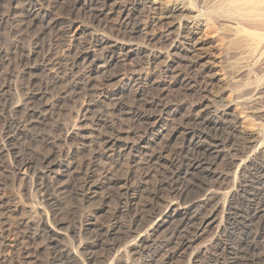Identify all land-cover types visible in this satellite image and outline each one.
<instances>
[{"label": "rangeland", "instance_id": "1", "mask_svg": "<svg viewBox=\"0 0 264 264\" xmlns=\"http://www.w3.org/2000/svg\"><path fill=\"white\" fill-rule=\"evenodd\" d=\"M16 1L0 0V51H1L0 52V67H1V69H0V74H1L0 75V83L5 84L6 86H8V85L11 86V88L8 87L10 91L7 89L8 93H6V97L9 96L7 98L9 100L8 101V107H14L17 103L18 104L16 105L17 108L14 109L15 113H12L11 115L9 114V117L12 116V119H14L15 121H18V119H19L18 122L20 123L21 127H19L20 129L18 131L26 128V129H24L25 130L24 133L28 134V136L27 135L25 136L24 133L20 134L22 132H19V134L15 136V134H17L14 132L16 130L15 125L11 126L13 129L9 125V127L6 129L7 131L5 130V133H4L5 135L15 136L14 137L15 140L13 139L12 142L7 143V147L10 148V149L7 148V150L9 152L11 150H12L11 152H13V151L14 152L7 155V157L5 158V163H0V165H1V168H0V174H1V176H0V182H1L0 183V264H17V263L19 264V262H18L19 260L17 259V257H15L16 250L13 247L15 245V235L17 234L16 231H17L18 225L24 218L27 219V221L29 219L28 222H30V224L33 225L30 230L21 229V232L28 231L31 233V236H30L31 239H25V240H22V242H20V243H22V245H20V246L26 247V245H27L26 248L29 249V247H30V250H31V254H30L31 259L28 261L24 259L23 260L24 264H29V263L30 264L31 263L32 264H68V263L69 264H74V263L76 264L79 261H80L79 262L80 264H84L81 261H84L87 258V256H88L87 254H90L91 256L93 255L92 256L93 258L96 257L95 258L96 263L94 262V264H108V263L109 264H120L121 262H123L125 264V259L127 258L126 255H128V253H127L128 247H129V245L134 243L135 240H133L131 237H129V235L127 233V229L124 230L123 227H125V226L128 227V225L130 224L129 222H131L130 220L133 218V216L135 215L134 213H136L137 211L138 212L141 211L139 213V214H141V216L144 213L147 214V215L144 214L143 217L140 216L138 218L140 219L139 223L144 222V225L147 227V224H148V227L141 229L144 227V225L138 223L139 224V226H138V224H137L138 229H141V230H138V232L141 231L140 233L146 234V231L151 226L152 218L156 217V215H158L157 213L161 209H165L169 203H176L178 206H181V207L184 206V208L186 206H190L193 211H196V209H197V212H199V214L201 213L202 216L205 213L209 214L211 211L209 208H211V207L214 208L215 206L219 205L220 201H221L220 205H222V202L224 203V201H223L224 198L221 196L227 190L228 187L233 186L232 178H234V176H235L236 168L234 167V169H233V167L231 166L230 163L232 162V159H235L238 156L236 154V151H234L233 149L235 148V146H236L235 149H237V146L240 145L239 141H236V139H233V138L228 136V129H226L225 126H227L229 124V122H225V124L222 125V127H213V126H208V125H202L198 122L194 123L193 121H189L190 125L192 124L191 126L190 125L187 126V125H185V123L183 124L185 128H196L197 131L199 130L198 132H202L203 134L205 133L204 134L205 138L206 137L207 138L204 139V140H206L204 142H206L205 143L206 145H208V142H211L213 144V140L221 141L223 139V141H224L223 146L218 147V148H213L211 143H209V145H211L210 147L194 148L191 145L190 138L187 137L186 135L181 134L182 131L180 130V132L174 138H172L171 141L166 144V146L164 144L166 149L164 148L163 145H160V147L157 150L154 149V152L156 154H160L163 152V158L166 160H162V161L161 160L160 161L153 160L151 162L150 160L145 159L146 157L144 155H141V156L138 155L139 157H137V159L139 158L138 161L139 162L141 161V162H140V164L134 165V164H131L130 162H128V160L126 161V159H128L127 158L128 156L126 157V155H123L122 157H126V158H124V159L122 158V160L120 161V164H119V161H117V159H115L117 161V163L115 160L110 161L109 160L110 157L105 155L106 150L103 149L102 147H100L101 146L100 145L101 142L99 141L100 138L101 137H109V136L116 137V135H117L116 131H124V132L128 131L127 129L130 128V123L128 120H124V119L122 120V118H121L122 121H119L120 118L117 117L116 114H112V117H113L112 118L110 116L111 115L110 112L109 113L105 112V109L108 108L107 104H101L99 108L98 107L93 108V109L91 108L89 112L87 111L86 108L89 105L88 103L94 102L95 99H96V101H98L100 99L99 96H101L99 94H101V92L104 89H106L107 86L105 87L103 85V83L99 82V80H98L96 85L94 84V86H92L94 89L93 90L94 92H91L89 90L87 91V89H85V87H84V82L81 78L82 77L81 73L83 72L82 67L79 68L81 70H79V69L72 70L71 65H70V64H72V61L69 60V58L72 59V57H73L72 55H74V51H76L77 48H80V49L83 48L82 50H84V49L86 50V46H87L86 44L89 40V35H90V34H88V35H86V34L89 32L90 33L91 32L101 33V31L99 32L98 30H102L104 27H99V25L100 26L103 25L105 23V21H103V23H101V24H99L97 22H94V24H93V22H92L93 20H91V18H90V8L94 9V6L92 7L91 5L88 6V8H83L79 12L76 11L72 14V13H70L71 11L69 12L70 9L68 8V4H62V2L59 3L60 1L56 2L57 0H55V1L53 0L55 3L54 2L52 3V0H51V3H52V4H50L51 6H49V4H47V3L45 4V2H42V1L39 2V0H38V2H37V0H33L32 1L33 3L29 2L28 0H23V1L18 0L17 2ZM34 1H36V2H34ZM162 1H164V2L169 1L170 2L172 0H162ZM214 1L211 0L209 3L207 1V3H208V5L206 3L207 7H209V6L212 7L213 6L212 3H214ZM216 1L217 2H215V4L218 3V0H216ZM10 3H12V4L10 5ZM35 3L37 4V8H40L41 6L44 7L46 5V7H44V9L48 10L50 7L51 9L47 11L48 15H50V16L45 17L46 19L45 18L44 19H41V18L35 19L33 17H30L29 14L27 13L26 9L27 8L29 9L30 5L35 4ZM39 3H40V5H39ZM56 3L58 4V6ZM10 7H13V8H10ZM86 9L89 11V13H88V11H86ZM25 11H26V13H25ZM50 11H53V12L51 13ZM7 12H9L11 15ZM19 12L24 13V14H20ZM2 15H4V16H2ZM21 15H23V16L21 17ZM68 15L69 16L71 15L72 18H70V17L68 18ZM78 15L80 17H78ZM74 16L76 18L78 17L77 18L78 22H75L77 20ZM2 17L5 18L4 21H1ZM48 17H50V18H48ZM49 19L51 20V22ZM33 20H34V23H33ZM45 20H46V22H45ZM53 20H55L56 22L59 20L58 22H61L64 24H58V25L53 24L55 22ZM109 20H111V22L109 21V25H107V27L109 28V29H107L108 33L110 32L111 34L112 33L114 34L115 31L112 30L113 27H111V26H113L112 24L114 23V21H113V19H109ZM43 21H44V23H43ZM47 21L50 23V25L47 24L48 23ZM70 21L73 22L74 25L72 26L73 28L70 30V32L66 33L67 34V36H66V34L63 33L64 28H62V27H64L68 23H70ZM91 22L93 25L91 24ZM28 25H29V27H28ZM42 25H44V26H42ZM61 25H64V26H61ZM89 25H91V26H89ZM87 26H89V27H87ZM95 26H97L96 29H95ZM91 27H93V28H91ZM82 28L88 29V32L85 33V35H84L85 38L83 37V35H81V37H82L80 39L81 42L80 41L78 42L77 41L78 37L76 35H77L78 31H80ZM61 29H63V30H61ZM217 29H218V26H216V24H210L209 30H207L209 33L207 32V35L209 36L210 41L213 42L212 45L215 49L214 50L213 47H211L212 49L210 48V51L213 50V53H215V55L219 54L218 57L219 56L221 57L222 51L227 46L225 44H228V39L223 37V35L219 34ZM73 37L76 40H74ZM62 38H64V39L62 40ZM86 39H88V40H86ZM73 41H75V43ZM73 43H74V46H73ZM50 44L52 45V47L54 49L51 50L52 47ZM83 45H86V46L84 47ZM32 47H33V49H32ZM30 49L34 50V52L31 51ZM80 49H78V50H80ZM28 50H29V52L30 51L32 52L31 55H28L29 54ZM49 50H50V52H49ZM70 51L72 52V55H71ZM232 53H235V55ZM229 54H232V55H230L231 57L230 56L228 57L229 59L227 58L228 61L229 60H230V62L236 61L240 68L245 66V61L243 60L244 55H241V54L239 55L236 52H233L231 50H229ZM67 55H69L70 57H68ZM66 56H67V58H66ZM1 57H3V58H1ZM30 57L32 59H30ZM62 57L65 59H63ZM136 57L137 58H135L134 62H136L137 60L138 61L142 60V59L141 60L139 59V57L142 58L141 55L139 57L138 56H136ZM215 57L218 58L217 56H215ZM62 60H64V61H62ZM67 61H69L71 63L69 64V62H67ZM52 62H53V64L51 65ZM42 63H44L45 65ZM63 64L66 66H64ZM120 64L121 63L114 64L112 67H114L115 70L113 71L112 70L113 68L110 67V69H108V73L109 74H113V73L114 74L115 73L122 74L124 71L127 72L128 68L130 66H128V65L124 66L125 64L124 65L123 64L120 65ZM54 65H56V66H54ZM45 66H46V68H45ZM115 66H118V67H115ZM41 67H42V70H41ZM58 67L59 68L61 67V69H59ZM30 68H31V70H30ZM68 68L74 72L71 73V71ZM122 68H124V69H122ZM1 70H2V73H1ZM120 70H122V71H120ZM77 71L79 72V74ZM119 71L122 73H119ZM67 72H68V74L69 73L70 74L67 75ZM224 72H225L224 70L220 71L221 75H222V73L224 74ZM256 72L260 73V71H252L253 74L248 73V72L245 73V75L240 80L241 84H240L239 88L237 87V89L235 88V90L233 88L232 90H230L229 92L226 93L225 97L233 96L234 95L233 93H239V94L243 93V95H245V98H248V99L250 98L251 100H254L256 103H258L259 108H262V107L264 108V103H263L264 100L260 99L263 95L259 94L256 97H253L252 91H254L255 88L258 87L259 84L264 83V81H260L259 83H257L260 80L261 75L259 73L257 74ZM247 74H249V75H247ZM62 76L64 78L60 79ZM73 78H74L75 82H74ZM76 79H77V81H76ZM53 80L55 82H53ZM64 80L68 84L66 82H64ZM80 80H82V81H80ZM52 82L55 84H53ZM81 82H82V84H81ZM51 84H53V85H51ZM56 86H57V89L55 88ZM97 86H99L100 88L102 87L101 90H100V88L96 89ZM45 87H46V89H45ZM63 87H65V88H63ZM81 87H83V88H81ZM80 89H83V90H80ZM59 90H60V92H59ZM75 90L77 93H76V95L73 96L72 94L74 93ZM80 91L82 93H79ZM215 91H217V88L215 89ZM32 93H34V94H32ZM91 94H94V95L96 94L95 95L96 97L94 95H93L94 97L91 96ZM28 95H30V96H28ZM127 95H126V98L123 97V101L126 105L130 106L133 104L134 99L132 98L131 93L130 94L127 93ZM33 96H34V98H32ZM43 97H45V98H43ZM84 98H86L87 100H85ZM77 99H79V100H77ZM183 99H185V98L182 97V99H181V97H180V100H183ZM186 99H191V98H186ZM40 100H43L42 103ZM71 100L76 101V102H73ZM46 101L49 104H47ZM59 101H60V103H59ZM79 101H80V103H79ZM188 101H191V100H188ZM85 102H86V104H85ZM22 104H24V106ZM102 105H105V106L101 108ZM81 107H82V109H81ZM28 108H30L31 110L27 111ZM25 109H27V110H25ZM32 109L36 110V111H33ZM40 109L43 111H41ZM96 110H98V112ZM40 111H41V113H40ZM86 111H87V113H86ZM4 112L5 111L3 110V108L0 107V126H2L5 123V119L3 116H5L6 114ZM34 112H35V114L31 115V113H34ZM94 112L96 114H101V115L104 114L102 119L105 120L106 122L110 123V124L115 119L116 120L118 119L116 121L117 123L114 126L115 131L114 130L111 131V129L108 130V128H106L105 126H103L100 123L99 124L98 123H92L91 120L94 116L93 114H95ZM23 113H25L26 115ZM84 113L87 114L86 118L88 119V122L86 123L87 125H85L87 127L83 126L84 130H82V131H86V133H87L86 136L88 139H85V140L83 138H81V139L78 138L77 135L75 134V132L77 130H79V125L83 124V123L82 124L80 123L81 120L79 119V116L84 115ZM38 114H39V116H38ZM238 114H240L241 117H244V113L242 114L241 110L238 111ZM33 115H35V116H33ZM106 115H109V117L108 116L106 117ZM25 116H27V117H25ZM40 116H42L41 119H39ZM20 117L23 120H20ZM43 119H45V120H43ZM77 119H78V122H77ZM109 119H112V120H109ZM243 119H240L241 120L240 122L245 121L243 123V125H245V123H246L245 126L247 128L249 127L248 129H250V128L254 129L256 127V126L254 127V125L259 124V127L264 132V116L261 119H258L257 121H255V120L253 121L251 119H246V118H243ZM29 120H32V123ZM22 122L24 123V125ZM21 123L23 126L21 125ZM89 123H90V125H89ZM40 124H42V125H40ZM119 124H121V125H119ZM177 124H179V122ZM28 125H29V127H28ZM88 126L89 127L91 126V127L88 128ZM75 127H78V128L75 129ZM93 127H97L98 130H97V128H93ZM30 128H32V129H30ZM172 128H171V130H172ZM81 129H83V128H81ZM12 130H13V132H12ZM99 130H102L103 132H101ZM68 131H69V134H66V133H68ZM104 131H106V132H104ZM96 132H98V133L96 134ZM70 133H71V135H70ZM101 133H104L105 135L107 134L109 136H107V135L105 136L104 134H102V136H101ZM29 136L30 137L33 136L32 137L33 139H30ZM49 136L51 138H48ZM64 136H65V138H64ZM177 136H179V137H177ZM74 137L76 139L78 138L80 140H78V139L76 140ZM184 137L186 138V141H184L185 140ZM208 137L210 138V140ZM212 137H213V139H212ZM91 139H92V141L89 142V140H91ZM130 139H132V140H130ZM135 139L137 140V138H135V137H134V139H133V137H130L129 138L130 141L128 140V142L134 143L136 141ZM63 140L66 142H64ZM227 140H230V141L227 142ZM231 140H235L234 143H233V141L231 142ZM53 141H55V142H53ZM60 141H62V142H60ZM75 141H77L79 143H74ZM56 142H58V143H56ZM99 142H100V144H99ZM87 144H89V146ZM86 146H87V148H86ZM52 147L53 148L56 147V148L53 149ZM74 147H76V148L74 149ZM88 147H89V150H88ZM49 148H51V149H49ZM161 148H162V150H161ZM189 148L190 149L192 148L191 151H189ZM238 148H240V146ZM69 149L71 150V152L73 154L71 152H69ZM227 149H229V150H227ZM57 150H59V151H57ZM99 150H100V152L95 153L96 151H99ZM206 150H207V152H206ZM217 150H219V151H217ZM173 151H174V153H171ZM219 152H221V153H219ZM225 152H226V154H225ZM56 153H58V155ZM84 153H85V155H83L84 156L83 157L82 154H84ZM232 153H234V154H232ZM45 154H48V155H45ZM101 154H103L105 157L104 156L102 157ZM164 154H165L166 158H165ZM167 154H169V155H167ZM170 154L172 157L170 156ZM15 155H16V158H15ZM60 155H62V156H60ZM92 155H93V157H92ZM96 155L99 156V158ZM234 155H235V157H234ZM9 156H11L10 159L8 158ZM49 156L52 157V159L56 158L55 160H58V158H59L58 162L62 164L60 168L57 167L59 170L56 169L50 175L47 174L48 172H47V169L45 168L46 163L42 162L46 157H49ZM64 156H65V158H64ZM80 156H82V157H80ZM89 156H91V157L89 158ZM169 156H170V158H168ZM227 156H228V158H227ZM68 157H69V159H68ZM77 157H79V158H77ZM27 158H29V159H27ZM39 158H40L41 162L38 160ZM73 158L75 160V162L73 160V163H74V167H72L73 172H71V174H69V173L67 174L66 172H64V170H65L64 167L66 166L65 164H68V161L72 160ZM97 158H98V160H97ZM102 158L104 159V161ZM141 158H142V160H141ZM143 158L145 161L143 160ZM197 158L198 159L201 158L200 159L201 160L200 165L197 167V169H191L187 172V169L189 168L190 164L192 162H194V159H195V161H197L198 160ZM12 159H13V161H12ZM26 159L31 160L33 165H32V170L29 171V173H30L29 177L25 178L26 180L25 179L23 180L22 178L24 176L21 174H16L15 169H16L18 163L20 164V162H26L27 161ZM84 159H86V160H84ZM90 159H93L92 162L96 164V167L98 165L97 168H95V167L92 168V171L93 170L94 171L91 172V177L94 180H99V178L101 177L100 181L102 182V183L100 182L101 185L99 186L100 188L97 189V192H95V194H92V195H90L91 192L89 190H86V189H88L87 188L88 184L84 185V184H86L84 182L85 181V175L83 172L84 170L82 169V166H81L82 162H85V161L88 162V160H90ZM167 159H169L168 163H167ZM190 159H191V161H190ZM179 160H180V162H179ZM38 161H39V163H38ZM96 161H98V162H96ZM155 161L157 162L156 164H155ZM9 162L11 164H9ZM15 162H17V164H15ZM65 162H67V163H65ZM99 162H100V164L101 163L107 164V165L104 164L106 167H104L103 164H101L102 166L100 164H98ZM143 162H145V163L149 162V163L147 165V163L145 164ZM76 163L78 166L76 165ZM259 163L260 162H258V165H260ZM121 164L125 168L122 167ZM123 164H125V165H123ZM127 164L130 165V166L128 165L129 166L128 168H126ZM150 164H152V165H150ZM115 166L117 168H115ZM142 166H145V167H142ZM109 167L112 169H110ZM73 168H75V169H73ZM100 168H102L101 171H103L104 175L102 172L97 170V169L100 170ZM119 168H121V169H119ZM129 168H131L130 172H129ZM34 169H36V170H34ZM124 169H125V173L129 172V174H127V173L125 174ZM139 169L142 172L144 170V172L142 173ZM145 169H147V170H145ZM257 169H258V167H256V166H250L249 168L247 167L246 169H243L244 171L242 170L239 173V175L237 176L238 177V184L237 185L241 186L242 190L239 191V193H236V196H234L233 200H231L230 210H228L225 215H221V218H222V216H224L223 218L225 219V220L223 219L224 222L222 223L223 224L222 229H220L218 231L216 228V225H215V227H212V229H210L206 233V235L203 237L202 241H200L201 243L199 242L198 244L194 245L187 252H185V253L183 252L180 255V257L178 256L177 258L172 259L173 261L169 260L170 262L168 261L167 264H189V261H188L189 255L194 251V247H196L197 245H201V246L205 245V246H203V248H207V249H206L205 255L202 258H199L198 260H196V262L194 264H228L230 261H231L230 264H232V258L233 257L241 258V256H245L244 257L245 260L243 258L244 262L248 261L247 259L252 261V259H250L249 255H251L252 257L255 256V258H256L255 264L261 263V261L259 260V248L262 244L263 238L261 236L262 234L260 235L259 234L260 232L258 231V229L260 230V225L258 222L259 220H254V222H252L253 224H251V226L249 228V232H251L250 234L247 235V232L244 228L246 225H248V223H246V220H248L247 218H249V215L253 213L252 209L250 210L251 206L249 205V203L251 202L253 204H256L258 202V199L260 197V190H261V188H259V186L262 187V185H263L262 183L264 182V179H262V180L260 179V178H262V176H261L262 173L258 172L260 170L259 169L257 170ZM9 170H11V171H9ZM61 170H62V172H61ZM117 170H121L122 173L120 171L119 175H117L118 174ZM58 171H60V172H58ZM145 171L150 172V174L147 173V175H145L146 174ZM2 172H3V174H2ZM12 172H13V174H11ZM36 172H38V174H36ZM110 172H111V174H110ZM115 172H117V173L115 175H113ZM64 173L69 178L67 176L65 177ZM92 173H93V175H92ZM121 174H123V176ZM141 174H143V176ZM12 175H15L17 177L12 176ZM34 175L36 177H34ZM83 175H84V178L82 177ZM112 175L114 177H112ZM54 176H55V179H54ZM117 176H119V177H117ZM227 176H228V178H227ZM12 177H15V178L12 179ZM31 177H32V180H31ZM97 177H99V178H97ZM115 177L116 178H120V177L122 178L123 177V179H128V184L132 187L133 194H134V196H136V204L134 207H132L134 209L130 208V205H131L130 203H132L130 201L131 199L129 200L127 198V196L124 195L125 191L122 190L121 187L119 188V186H121V185H115V183L113 182L114 180H116ZM218 177L219 178L221 177V178L219 179ZM34 178H35V182H34ZM49 178H50V180H49ZM52 178H53V180H52ZM223 178H224L225 182L223 181ZM56 179H57V181H56ZM81 179H83V180H81ZM93 179H91V180H93ZM257 179L261 182H259ZM4 180H6V181H4ZM27 180L32 181V182H28ZM142 180H144V181H142ZM226 180H227V182H226ZM22 181H24L25 183ZM103 181H104V183H103ZM137 181H139V182H137ZM141 181H142V183H141ZM48 182L51 184L50 185L51 187L49 186ZM22 183L24 186L22 185ZM26 183L28 184V187L26 186L27 185ZM33 183H36V185ZM82 184H83V186H82ZM138 184L141 185V187H139ZM53 186H54V189H53ZM57 186H59V190H58ZM79 187H80V189H82L84 187V189H82V191H81L79 189ZM120 189L122 192L118 191ZM179 189H181V190H179ZM182 189H183V191H182ZM47 190H49V191H47ZM177 190L179 191V193H177ZM77 191H78V193H77ZM181 192H183V194ZM84 194H85V196H84ZM86 194L89 195V197H91L92 199L91 198L89 199ZM180 194H181V196H180ZM211 196H212V198H211ZM22 197H24V198H22ZM47 197H49V200H47L48 199ZM130 197H132V195ZM85 198H87V199H85ZM206 198H211V199H214L215 201L213 202V200L209 199V201L207 202L208 199H206ZM37 199H39L40 201L39 200L37 201ZM43 199H45V200H43ZM42 201H44V202H42ZM36 202L38 205L36 204ZM206 202L208 203L207 205H206ZM210 202L213 205L210 204ZM195 203H196V205H195ZM199 203L202 205H200ZM25 204H27V205H25ZM183 204H186V205H183ZM32 205H33V207H32ZM126 205L129 206V209H128V206H126ZM149 205L150 206L152 205V206L150 207ZM28 206H30V207L28 208ZM138 206H140V207H138ZM146 206H147V208H146ZM163 206L165 208H163ZM21 207H23V209ZM248 207H250V208L248 209ZM34 208L38 209V210H43V211L46 210V213H49L51 210L52 211L54 210L55 216H53V218L56 216L58 218V219L55 218V221L59 220L62 223H64L63 230L61 231L64 234V237L63 238L57 237L55 240H52V239H48L49 237L46 236L44 233L43 234L45 235V237H43V235H41L42 234L41 228L37 226L39 224V222H38V220H39L38 216L39 215H37L36 212L30 211ZM138 208H139V210H138ZM14 209L20 210L22 215L20 213L16 214V215L15 214L12 215L8 212V211H12ZM56 209H58V210H56ZM144 209H147L149 212L147 213V211ZM157 209L158 210L160 209V210L158 211ZM153 211H154V215H153ZM93 212H94V214L96 213L95 214L96 216L93 214ZM33 213L35 214V216H33L34 215ZM149 213H152V214H149ZM207 214H205V215H207ZM7 215L10 216L11 218H9ZM87 215H89V216H87ZM201 215H199V217ZM21 216H22V218H21ZM34 217H35V219H34ZM8 218H9V220H8ZM188 218H190V217H188ZM188 218H183V219H185V220H183L182 218L180 219V217H179L177 219V221H174L169 226H167L164 232L161 231L160 235L158 233L156 235L157 237L154 236V237L150 238V240H152V241H150V244H149L150 247L148 245H146V249L143 252H141V251L139 252L141 254L137 253L136 255L132 256L133 258L130 257L132 260H131V263H129V264H134V262H139V261L146 263V264H151V262L153 260L159 261L162 257L164 258V255H165V257H167L168 254H172V252L175 251V249H176V248L174 249V247L177 246V243H179V241L182 238L191 237L192 234L194 233L195 229L199 226V224H197V223H199L198 221L192 222V220H190ZM82 219H83V221H82ZM33 221H34V223H31ZM82 222H83V224H82ZM89 223H90V225H88ZM92 223H94V224H92ZM245 223H246V225H245ZM7 224H9L10 225L9 228H11L10 232H9L10 236L8 237L9 240L7 241V243L5 242V244H4L3 238H2L3 237L2 232H3V230ZM81 225H83V226H81ZM117 226L118 227L122 226V229H120L121 233L118 232L117 235H115L113 238L110 236L108 237L107 231L111 230L113 227L115 228ZM194 227H196V228H194ZM81 228H83V230ZM67 229H70L69 231H71V232L68 233ZM80 231H82V232H80ZM34 232H35V235H39L38 239L33 237ZM37 233H39V234H37ZM252 233H254V235ZM69 234H71V235H69ZM251 234H252V236H251ZM40 237H42V238H40ZM65 237H66V239H65ZM245 237L247 238V240ZM34 238L36 239L37 242L35 241ZM179 238H180V240H179ZM112 239H113V241H112ZM60 240H62V241H60ZM175 240H176V242L177 241L178 242L176 243ZM50 241H52V242H50ZM23 242L24 243L26 242L25 245ZM40 242H42V243H40ZM63 242H65V243H63ZM71 242H73V243H71ZM77 242H79V243H77ZM168 242H170L171 244ZM82 244H83V246H82ZM94 244H95V246H94ZM166 244L168 245V247ZM32 245H34V246H32ZM173 245H174V247H173ZM252 245H253V247L256 246L255 250H253V247H250ZM71 246L74 248H71ZM78 246H80L82 249ZM85 246H89V249H85L86 251L84 250ZM90 246H91V248H90ZM77 247L79 248L78 251H77ZM125 247L127 248L126 252H125ZM113 248H114V250H113ZM65 249H68V250L66 251ZM70 249L72 251H74L75 253L72 252ZM64 250H65V252H64ZM87 250H89V251H87ZM80 251L85 252V253L83 254ZM59 252H60V254H59ZM76 253L78 255H76ZM79 253H81L80 254L81 257L84 255L86 258L84 256L83 257L85 259L83 257L81 258L79 256ZM61 254H62L63 260H62V258H60ZM154 255H155V257H154ZM156 255L159 257H156ZM66 256L68 257V259L71 258V260L69 259V262L67 259L65 260V258H67ZM76 256H78V257H76ZM125 256H126V258H125ZM56 257H59L60 259L59 258L56 259ZM53 258H55V259H53ZM77 258H79L81 260H79ZM15 259H16V261H15ZM116 259H117V262H116ZM159 262H161V261H159ZM257 262H260V263H257ZM79 263H77V264H79ZM123 263H121V264H123ZM239 263L245 264V263H241V261H239L238 264Z\"/></svg>", "mask_w": 264, "mask_h": 264}, {"label": "bare ground", "instance_id": "2", "mask_svg": "<svg viewBox=\"0 0 264 264\" xmlns=\"http://www.w3.org/2000/svg\"><path fill=\"white\" fill-rule=\"evenodd\" d=\"M5 1V0H4ZM12 1V0H11ZM16 1V0H13ZM18 1V0H17ZM16 1V2H17ZM23 1V0H22ZM29 2L33 3V0H28ZM45 2V4H49V6H51L50 4H52L54 1L52 0H39V2ZM60 1V2H59ZM211 1L209 0H172V1H168V2H164L162 0H57L56 2H59L62 4H68V8L70 9L69 12L70 13H74L76 11H80L83 8H88V6H94V9L90 8V18L91 20H93V24L94 22H97L99 24L103 23V21H105V23L103 25H99V27H104L102 30H98L99 32L101 31V33H94V32H88V29H84L82 28L80 31H78L77 33V41L79 42L80 39L82 38L81 35H83V37L85 38V33H87L86 35H89V40L87 42V46L83 45L84 47L86 46V50H82L80 48H77L76 51H74V55L72 59L69 58L70 61H72V64H70L71 62H69V64L71 65V69L75 70V69H79L82 67L83 72L82 74V80L84 82V87L85 89H87V91H91L94 92L93 87L94 84L96 85V83L98 82H102L103 85L107 88L104 89L101 94L100 99L98 101L94 102H90L88 103L89 105L87 106V111L89 112L90 109L92 108H99L101 104H107L108 108L105 109V112H110V116L112 117V114H116L117 117H119V121L124 120H128L130 123V128H128L126 132L124 131H116L117 135L116 137H111L109 135V137H101L100 138V142L99 145L100 147H102L103 149H105V155L110 157V161L111 160H115L117 159V161L122 160V158H127L126 161L128 160V162H130L131 164H140V162L138 161L137 157L144 155L147 160H150L151 162L153 160H157V161H162V160H166L163 158V152L160 154H156L154 152V149H158L160 147V145H163L167 143H169L171 141L172 138H174L179 132L180 130L182 131L181 134L186 135L187 137L190 138V142L191 145L194 148H204V147H210L212 145L213 148H218L223 146L224 141L223 139L221 141L219 140H213V144L211 142V145H206L204 141L205 138V133L203 134L202 132H198L196 128H185L184 127V123L185 125L189 126L190 123L189 121H193L198 122L202 125H208V126H213V127H222V125L225 124V122H229V124L227 126H225L226 129H228V136L236 139V141L240 142V148H238L239 146H236L233 149L234 151H236L237 154V158L232 159V162L230 163L231 166L236 168L235 170V176L234 178H232L233 181V186L232 187H228L227 190L223 193V195L221 197L224 198V203L222 202V205L215 206L214 208H209L211 211L209 214L207 215H201V213L199 214V212L193 211L192 208L190 206H186L184 208L181 206H178L176 203H169L166 208L163 206V208L165 209H157L158 211V215H156V217L152 218V223L150 228L146 231V234L144 233H140L138 232V230L144 229L146 226L143 223H139L140 219L138 217L141 216V214H139L140 212H138L136 209V213H134L135 215L133 216V218L130 220L131 222H129L130 224L124 228V230L127 229V233L129 235V237H131L133 240H135L134 243H132L131 245H129L127 253L128 255L127 258L125 256V264H129L131 263V258H133L132 256L138 254L140 251L143 252L146 249V245L149 246L150 244V238L156 236L158 233L160 235L161 231H165L166 227L169 226L172 222L177 221V219L180 217V219L182 218H188L190 220H192V222L194 221H198L199 226L195 229L194 233L192 234L191 237H186V238H182L180 240L179 238V243H177V246L174 247L175 251L172 252V254H168L167 257L164 258L162 257L159 261L158 260H153L151 262V264H167V262L169 260H172L174 258H177L178 256L180 257V255L184 252H187L188 250H190L194 245L198 244L200 241H202L203 237L206 235V233L212 229V227H215L217 230L219 231L220 229H222V223L223 221V217L221 218V215H225L226 212L228 210H230V206H231V200H233L234 196H236V193H239V191L242 190L241 186H238V175L239 173L243 170L246 169L247 167L249 168L250 166H256L258 167V169L261 172V176L262 178H260L261 180L264 179V132L262 131V129L259 127V124L254 125V129H248L245 125H243V123L245 122H240V119L246 118V119H251V120H255L257 121L258 119H261L264 116V108H259L258 103H256L254 100H251L250 98H245V95H243V93L239 94V93H233V96H228L225 97L226 93L229 92L230 90H232L234 88L237 89V87L239 88L240 84H241V78L245 75V73H252V71H260V75L261 78L260 80L257 82L259 83L260 81H264V0H218V3L215 4V2H217L216 0L214 1L213 6H209L207 7L208 3ZM36 2V1H34ZM38 2V0H37ZM27 3V2H26ZM55 3V2H54ZM207 3V5H206ZM9 4V3H8ZM12 3H10L11 5ZM14 4V3H13ZM16 4V3H15ZM42 4V3H41ZM44 4V3H43ZM57 4V3H56ZM215 4V5H214ZM9 5V6H10ZM17 5V4H16ZM40 5V3H39ZM55 5V4H54ZM53 5V6H54ZM61 5V4H60ZM211 5V4H210ZM19 6V5H18ZM25 6V5H24ZM58 6V4H57ZM20 7V6H19ZM46 7V5L44 6ZM43 6H41L40 8H37V4H31L30 8L26 9L27 13L29 14L30 17L33 18H41L44 19L48 15V10H50L51 8L49 7L48 10H45ZM56 7V6H55ZM64 7V6H63ZM13 8V7H10ZM9 8V9H10ZM18 8V7H17ZM48 8V7H47ZM65 8V7H64ZM20 9V8H19ZM17 10V9H16ZM86 11H88L86 9ZM6 12V11H5ZM11 12V11H10ZM51 13L53 11H50ZM56 12V11H55ZM83 12V11H82ZM81 12V13H82ZM85 12V11H84ZM9 13V12H7ZM20 13V12H19ZM26 13V11H25ZM80 13V14H81ZM89 13V11H88ZM10 14V13H9ZM8 14V15H9ZM20 14H24V13H20ZM19 14V15H20ZM27 14V15H28ZM50 14V13H49ZM5 15V14H4ZM2 15V16H4ZM11 15V14H10ZM16 15V14H15ZM23 15H21L22 17ZM25 16V15H24ZM73 16V15H72ZM7 17V16H6ZM9 17V16H8ZM18 17V16H17ZM54 17V16H53ZM72 18L71 15H68V18ZM75 17V16H74ZM78 17H80L78 15ZM77 17V18H78ZM19 18V17H18ZM50 18V17H48ZM76 18V17H75ZM76 18V20H77ZM1 21H4L5 18L2 17ZM11 19V18H10ZM16 19V18H15ZM46 19V18H45ZM59 19V18H58ZM80 19V18H79ZM109 19H113L114 23L112 24L113 27L112 30L115 31V33L111 34L110 32L108 33L109 29L107 27V25H109V21L111 22V20ZM32 20V19H31ZM40 20V19H39ZM50 20V19H49ZM68 20V19H67ZM66 20V21H67ZM70 20V19H69ZM11 21V20H10ZM38 21V20H37ZM42 21V20H41ZM55 21V20H53ZM59 21V20H58ZM54 22L53 24H64L61 22ZM74 21V20H73ZM81 21V20H80ZM79 21V22H80ZM90 21V20H89ZM8 22V21H7ZM40 22V21H39ZM46 22V20H45ZM48 22V21H47ZM51 22V20H50ZM64 22V21H63ZM75 22H78L75 21ZM91 22V24H92ZM134 22V23H133ZM3 23V22H2ZM30 23V22H29ZM34 23V20H33ZM44 23V21H43ZM31 24V23H30ZM29 24V25H30ZM47 24L50 25V23L48 22ZM52 24V23H51ZM92 24V25H93ZM210 24H216V26H218V33L223 35V37H225L226 39H228V44L226 48L222 51L221 57L218 55H215V53H213V50L210 51V48L213 47V42L210 41L209 36L207 35V30H209V25ZM28 25V27H29ZM33 25V24H32ZM55 25V26H56ZM73 22L70 21V23H68L67 25H61L64 26L61 29L63 30V33H69L70 30L73 28ZM111 25V24H110ZM7 26V25H6ZM44 26V25H42ZM54 26V27H55ZM85 26V25H84ZM91 26V25H89ZM87 26V27H89ZM31 27V26H30ZM33 27V26H32ZM86 27V28H87ZM44 28V27H43ZM52 28V27H51ZM56 28V27H55ZM81 28V27H80ZM93 28V27H91ZM97 28V26H95V29ZM116 30H115V29ZM99 29V28H98ZM101 29V28H100ZM111 29V28H110ZM43 30V29H42ZM45 30V29H44ZM111 30V31H112ZM46 31V30H45ZM60 31V30H59ZM93 31V30H92ZM209 33V32H208ZM67 36V34H66ZM87 37V36H86ZM224 38V39H225ZM64 38H62L63 40ZM68 39V38H67ZM74 40H76L73 37ZM69 40V39H68ZM85 40V41H86ZM65 41V40H64ZM75 43V41H73ZM81 42V41H80ZM73 43V46H74ZM83 43V42H82ZM225 43V42H224ZM78 44V43H77ZM85 44V43H84ZM51 45V44H50ZM76 45V44H75ZM224 45V46H225ZM72 46V45H71ZM52 47V45H51ZM80 47V46H79ZM82 47V46H81ZM49 48V47H48ZM71 48V47H70ZM222 48V47H221ZM28 49V48H27ZM33 49V47H32ZM30 49L31 51L34 52V50ZM54 49L53 47L51 48V50ZM74 49V48H73ZM80 49V50H78ZM212 49V48H211ZM214 49V47H213ZM69 50V49H68ZM215 50V49H214ZM229 50L236 52L237 54H241L244 55L243 60L245 61V66L244 67H239L238 63L236 61L234 62H230V60L228 61V57L232 54L235 55V53L229 54ZM25 51V50H24ZM30 51V52H31ZM1 52V51H0ZM3 52V51H2ZM29 52V50H28ZM28 55H31L32 52ZM36 52V51H35ZM50 52V50H49ZM68 52V51H67ZM27 53V52H26ZM48 53V52H47ZM221 53V52H220ZM51 54V53H50ZM26 55V54H25ZM70 55V54H69ZM69 55H67L68 57H70ZM141 55L142 58H140L139 56ZM66 56V58H67ZM136 56L139 57V59L141 61H136L134 62L135 58H137ZM215 56H217L218 58H216ZM4 57V56H3ZM1 57V58H3ZM27 57V56H26ZM25 57V58H26ZM231 57V56H230ZM242 57V56H241ZM34 58V57H33ZM63 58V57H62ZM228 58V59H227ZM30 59H32L30 57ZM65 59V58H63ZM214 59V60H213ZM217 59V60H216ZM2 60V59H1ZM4 61V60H3ZM29 61V60H28ZM50 61V60H49ZM64 61V60H62ZM5 62V61H4ZM3 62V63H4ZM134 62V63H133ZM63 63V62H62ZM125 64L124 66H130L128 68L127 72H120L122 70L119 71V73L122 74H117V73H113V74H109L108 73V69L113 68L112 70L114 71V67H112L114 64ZM44 64V63H42ZM53 64V62L51 63V65ZM59 64V63H58ZM57 64V65H58ZM65 64V63H64ZM63 64V65H64ZM67 64V63H66ZM120 64V65H121ZM4 65V64H3ZM45 65V64H44ZM50 65V64H49ZM61 65V64H60ZM68 65V64H67ZM119 65V66H120ZM37 66V65H36ZM42 66V65H41ZM56 66V65H54ZM59 66V65H58ZM62 66V65H61ZM66 66V65H64ZM3 67V66H2ZM118 67V66H115ZM123 67V66H122ZM34 68V67H33ZM32 68V69H33ZM46 68V66H45ZM59 68V67H58ZM70 68V67H69ZM68 68V69H69ZM120 68V67H119ZM127 68V67H126ZM220 68V69H219ZM1 69V67H0ZM35 69V68H34ZM61 69V67L59 68ZM124 69V68H122ZM25 70V69H24ZM31 70V68H30ZM42 70V67H41ZM44 70V69H43ZM46 70V69H45ZM67 70V69H66ZM70 70V69H69ZM81 70V69H79ZM78 70V71H79ZM224 70V74L220 73V71ZM64 71V70H63ZM71 71V70H70ZM77 71V72H78ZM31 72V71H30ZM74 71H71V73ZM2 73V70H1ZM33 73V72H32ZM31 73V74H32ZM66 73V72H65ZM257 73V72H256ZM257 73V74H258ZM25 74V73H24ZM29 74V73H28ZM59 74V73H58ZM70 74V73H69ZM67 72V75H69ZM79 74V72H78ZM253 74V73H252ZM1 75V74H0ZM3 75V74H2ZM72 75V74H71ZM75 75V74H74ZM73 75V76H74ZM249 75V74H247ZM57 76V75H56ZM59 76V75H58ZM64 76V75H63ZM61 77L60 79L64 78ZM72 77V76H71ZM75 77V76H74ZM77 77V76H76ZM58 78V77H57ZM68 78V77H67ZM79 78V77H78ZM80 78V79H81ZM66 79V78H65ZM56 80V79H55ZM74 80V78H73ZM80 80V81H82ZM60 81V80H59ZM63 81V80H62ZM77 81V79H76ZM53 82H55L53 80ZM52 82V83H53ZM64 82H66L64 80ZM75 82V80H74ZM57 83V82H56ZM67 83V82H66ZM73 83V82H72ZM77 83V82H76ZM55 84V83H53ZM51 84V85H53ZM64 84V83H63ZM68 84V83H67ZM82 84V82H81ZM101 84V83H100ZM66 85V84H65ZM73 85V84H72ZM98 85V84H97ZM47 86V85H46ZM49 86V85H48ZM58 86V85H57ZM57 86L55 87L57 89ZM70 86V85H69ZM68 86V87H69ZM78 86V85H77ZM101 86V85H100ZM219 86V87H218ZM11 88V86H6L5 84H1L0 83V107L3 108V110L5 111L4 113L6 114L4 117L5 119V123L0 126V163H5V158L7 157L8 154L13 153V152H9L7 150V143L12 142L14 137L16 135L19 134V132H22L20 134L24 133V129H21L20 131H18L21 127L20 123L18 121H15L14 119H12V116L9 117V114L11 115L14 112V109L17 108L16 104L14 107H8V97H6V93H8L9 88ZM50 88V87H49ZM54 88V89H55ZM61 88V87H60ZM65 88V87H63ZM67 88V87H66ZM83 88V87H81ZM100 88L99 86L96 87V89ZM102 88V87H101ZM100 88V90H101ZM217 88V91H215V89ZM8 89V90H7ZM28 89V88H27ZM46 89V87H45ZM52 89V88H51ZM55 89V90H56ZM62 89V88H61ZM60 89V90H61ZM71 89V88H70ZM76 89V88H75ZM95 89V90H96ZM59 90V92H60ZM69 90V89H68ZM83 90V89H80ZM10 91V90H9ZM30 92V91H29ZM72 92V91H71ZM253 92V97H256L257 95L261 94L263 95L260 99L264 100V83L259 84L258 87L255 88ZM42 93V92H41ZM46 93V92H45ZM62 93V92H61ZM76 90L74 91V93L72 94L73 96L76 95ZM79 93H82L81 91ZM131 93L132 98L134 99L133 104L128 106L124 103L123 101V97L126 98V95ZM34 94V93H32ZM39 94V93H38ZM88 94V93H87ZM37 95V94H36ZM42 95V94H41ZM78 95V94H77ZM89 95V94H88ZM87 95V96H88ZM94 94H91V96H93ZM96 95V94H95ZM94 95V96H95ZM30 96V95H28ZM82 96V95H81ZM86 96V97H87ZM93 96V97H94ZM128 96V95H127ZM27 97V96H26ZM42 97V96H41ZM65 97V96H64ZM78 97V96H77ZM96 97V96H95ZM98 97V98H99ZM180 97L183 100H180ZM230 97V98H229ZM21 98V97H20ZM34 98V96L32 97ZM37 98V97H36ZM45 98V97H43ZM47 98V97H46ZM69 98V97H68ZM67 98V99H68ZM72 98V97H71ZM70 98V99H71ZM186 98H191V99H186ZM25 99V98H24ZM23 99V100H24ZM28 99V98H27ZM61 99V98H60ZM73 99V98H72ZM85 100H87L86 98H84ZM92 99V98H91ZM94 99V98H93ZM180 101H179V100ZM21 100V99H20ZM65 100V99H64ZM79 100V99H77ZM132 100V99H131ZM191 100V101H188ZM26 101V100H25ZM30 101V100H29ZM39 101V100H38ZM41 103L43 100H40ZM73 101V100H71ZM11 102V101H10ZM76 102V101H73ZM22 103V102H21ZM20 103V104H21ZM25 103V102H24ZM29 103V102H28ZM36 103V102H35ZM38 103V102H37ZM40 103V102H39ZM47 103V101H46ZM60 103V101H59ZM78 103V102H77ZM80 103V101H79ZM264 103V102H263ZM26 104V103H25ZM49 104V103H47ZM52 104V103H51ZM56 104V103H55ZM86 104V102H85ZM129 104V103H128ZM11 105V104H10ZM24 106V104H22ZM27 105V104H26ZM25 105V106H26ZM29 105V104H28ZM35 105V104H34ZM76 105V104H75ZM83 105V104H82ZM21 106V105H20ZM22 106V107H23ZM46 106V105H45ZM51 106V105H50ZM105 105H102V107H104ZM19 107V106H18ZM27 107V106H26ZM30 107V106H29ZM44 107V106H43ZM42 107V108H43ZM53 107V106H52ZM85 107V106H84ZM100 108V109H101ZM45 109V108H44ZM48 109V108H47ZM82 109V107H81ZM27 110V109H25ZM31 110L30 108H28L27 111ZM33 110V109H32ZM41 110V109H40ZM241 110L242 114L244 113V117H241L240 114H238V111ZM22 111V110H21ZM36 111V110H33ZM43 111V110H41ZM40 111V113H41ZM83 111V110H82ZM86 111V113H87ZM98 112V110H96ZM102 111V110H101ZM17 112V111H16ZM25 112V111H24ZM39 112V111H38ZM84 112V111H83ZM104 112V113H105ZM27 113V112H26ZM29 113V112H28ZM84 113V115L79 116V119L81 120L80 123L82 125H79V130H77L75 132V134L77 135L78 138H83L88 139L87 138V133L86 131H82L84 130V127H87L85 125H87L86 123L88 122V119L86 118L87 114ZM95 113V112H94ZM8 114V115H7ZM25 114V113H23ZM30 114V113H29ZM35 114L34 113H31ZM37 114V113H36ZM86 114V115H85ZM26 115V114H25ZM30 115V116H31ZM41 115V114H40ZM81 115V114H80ZM93 118L91 120L92 123H100L103 126H105L106 128L114 130L115 131V124L117 123L116 121L118 120H114L112 121V123H108L105 120H103V115L101 114H93ZM109 115H106V117ZM115 115V116H116ZM20 116V115H19ZM35 116V115H33ZM39 116V114H38ZM78 116V115H77ZM92 116V115H91ZM17 117V116H16ZM27 117V116H25ZM42 116H40L39 119H41ZM45 117V116H44ZM34 118V117H33ZM32 118V119H33ZM78 118V117H77ZM113 118V117H112ZM122 118V120H121ZM180 118V119H179ZM36 119V118H35ZM2 120V119H1ZM20 120L21 119L20 117ZM37 120V119H36ZM45 120V119H43ZM90 120V119H89ZM107 120V119H106ZM112 120V119H109ZM244 120V119H243ZM32 123V120H29ZM127 121V122H128ZM26 122V121H25ZM40 122V121H39ZM78 122V119H77ZM179 122V124H177ZM247 122V121H246ZM23 123V122H22ZM21 123V125H22ZM43 123V122H42ZM119 123V122H118ZM121 123V122H120ZM124 123V122H123ZM126 123V122H125ZM127 124V123H126ZM197 124V123H196ZM11 126H16V130L14 131L15 136L13 135H5V130ZM24 125V123H23ZM22 125V126H23ZM31 125V124H30ZM42 125V124H40ZM78 125V124H77ZM76 125V126H77ZM90 125V123H89ZM93 125V124H92ZM121 125V124H119ZM124 125V124H123ZM192 125V124H191ZM190 125V126H191ZM249 125V124H248ZM32 126V125H31ZM84 126V127H83ZM100 126V125H99ZM118 126V125H117ZM125 126V125H124ZM196 126V125H195ZM29 127V125H28ZM91 127V126H90ZM88 126V128H90ZM126 127V126H125ZM128 127V126H127ZM173 127V128H172ZM197 127V126H196ZM204 127V126H203ZM12 128V127H11ZM35 128V127H34ZM78 127H75V129ZM83 128V129H81ZM93 128H97V127H93ZM104 128V127H103ZM102 128V129H103ZM120 128V127H119ZM172 128V130H171ZM13 129V128H12ZM32 129V128H30ZM36 129V128H35ZM118 129V128H117ZM123 129V128H122ZM215 129V128H214ZM68 130V129H67ZM87 130V129H86ZM91 130V129H90ZM98 130V128H97ZM221 130V129H220ZM7 131V130H6ZM27 131V130H26ZM70 131V130H69ZM68 133L66 134H69ZM75 131V130H74ZM94 131V130H93ZM101 132H103L102 130H99ZM11 132V131H10ZM13 132V130H12ZM67 132V131H66ZM92 132V131H91ZM90 132V133H91ZM95 132V131H94ZM106 132V131H104ZM108 132V131H107ZM7 133V132H6ZM65 133V132H64ZM89 133V134H90ZM98 132H96L97 134ZM25 136L28 134L24 133ZM100 134V133H99ZM104 133H101V136ZM113 134V133H112ZM71 135V133H70ZM75 135V136H76ZM105 135V134H104ZM105 135V136H106ZM180 135V134H179ZM22 136V135H21ZM99 136V135H98ZM185 136V137H186ZM33 137V136H32ZM32 137L29 136L30 139H33ZM130 137H134L137 138V140L134 143H129L128 140ZM179 137V136H177ZM182 137V136H181ZM184 137V138H185ZM211 137V136H210ZM215 137V136H214ZM218 137V136H217ZM216 137V138H217ZM225 137V136H224ZM48 138H51L50 136ZM53 138V137H52ZM65 138V136H64ZM75 138V137H74ZM73 138V139H74ZM77 138V139H78ZM90 138V137H89ZM96 138V137H95ZM209 138V137H208ZM228 138V137H227ZM67 139V138H66ZM72 139V140H73ZM76 139V138H75ZM76 139V140H77ZM78 139V140H80ZM94 139V138H93ZM177 139V138H176ZM181 139V138H180ZM179 139V140H180ZM213 139V137H212ZM211 139V140H212ZM215 139V138H214ZM15 140V139H14ZM47 140V139H46ZM95 140V139H94ZM132 140V139H130ZM129 140V141H130ZM183 140V139H182ZM188 140V139H187ZM210 140V138H209ZM49 141V140H48ZM57 141V140H56ZM64 141V140H63ZM70 141V140H69ZM68 141V142H69ZM74 141V140H73ZM88 141V140H87ZM91 140H89V142H91ZM97 141V140H96ZM186 141V138L185 140ZM189 141V140H188ZM208 141V140H207ZM226 141V140H225ZM230 140H227V142ZM235 140H231V142ZM55 142V141H53ZM62 142V141H60ZM66 142V141H64ZM63 142V143H64ZM84 142V141H83ZM86 142V141H85ZM179 142V141H178ZM50 143V142H49ZM58 143V142H56ZM74 143H79L77 141H75ZM88 143V142H87ZM184 143V142H183ZM13 144V143H12ZM95 144V143H94ZM98 144V143H97ZM56 145V144H55ZM85 145V144H84ZM89 146V144H87ZM232 145V144H231ZM51 146V145H50ZM57 146V145H56ZM81 146V145H80ZM94 146V145H93ZM97 146V145H96ZM158 146V147H157ZM164 146V148L166 149V147ZM79 147V146H78ZM84 147V146H83ZM157 147V148H156ZM170 147V146H169ZM227 147V146H226ZM230 147V146H229ZM234 147V146H233ZM53 148V147H52ZM56 148V147H54ZM53 148V149H54ZM76 147H74L75 149ZM82 148V147H81ZM80 148V149H81ZM85 148V147H84ZM83 148V149H84ZM87 148V146H86ZM94 148V147H93ZM99 148V147H98ZM223 148V147H222ZM232 148V147H231ZM10 149V148H9ZM12 149V148H11ZM51 149V148H49ZM102 149V150H103ZM168 149V148H167ZM192 149V148H191ZM191 149L189 148V151H191ZM206 149V148H205ZM209 149V148H208ZM89 150V147H88ZM94 150V149H93ZM101 150V149H100ZM96 151L95 153L100 152ZM155 150V151H156ZM162 150V148H161ZM198 150V149H197ZM196 150V151H197ZM200 150V149H199ZM204 150V149H203ZM229 150V149H227ZM231 150V149H230ZM53 151V150H52ZM59 151V150H57ZM73 151V150H72ZM76 151V150H75ZM164 151V150H163ZM188 151V150H187ZM219 151V150H217ZM69 152H71V150L69 149ZM160 152V151H159ZM169 152V151H168ZM207 152V150H206ZM215 152V151H214ZM213 152V153H214ZM222 152V151H221ZM219 152V153H221ZM231 152V151H230ZM52 153V152H51ZM72 153V152H71ZM78 153V152H77ZM82 153V152H81ZM89 153V152H88ZM103 153V152H102ZM170 153V152H169ZM171 153H174L171 152ZM177 153V152H176ZM210 153V152H209ZM212 153V152H211ZM217 153V152H216ZM53 154V153H52ZM51 154V155H52ZM58 155V153H56ZM73 154V153H72ZM75 154V153H74ZM80 154V153H79ZM226 154V152H225ZM234 154V153H232ZM13 155V154H12ZM48 155V154H45ZM85 155L82 154V156ZM88 155V154H87ZM110 155V156H109ZM123 155H126V157H122ZM139 155V156H138ZM169 155V154H167ZM195 155V154H194ZM217 155V154H216ZM44 156V155H43ZM62 156V155H60ZM70 156V155H69ZM77 156V155H76ZM80 156V157H82ZM97 156V155H96ZM95 156V157H96ZM101 156L103 157L104 155L101 154ZM100 156V157H101ZM143 156V157H144ZM165 156V154H164ZM171 156V154H170ZM170 156L168 158H170ZM174 156V155H173ZM11 156H9L8 158L10 159ZM22 157V156H21ZM41 157V156H40ZM56 157V156H55ZM75 157V156H74ZM84 157V156H83ZM87 157V156H86ZM91 156H89L90 158ZM93 157V155H92ZM99 158V156H97ZM105 157V156H104ZM172 157V156H171ZM217 157V156H216ZM230 157V156H229ZM235 157V155H234ZM16 158V155H15ZM62 158V157H61ZM65 158V156H64ZM67 158V157H66ZM79 158V157H77ZM97 158V160H98ZM107 158V157H106ZM166 158V156H165ZM177 158V157H176ZM228 158V156H227ZM29 159V158H27ZM26 159V160H27ZM32 159V158H31ZM44 159V158H43ZM56 158L52 159V157H46L42 162H45L46 166L45 168L47 169V174H51L53 173V171H55L56 169H58L57 167H61V163L58 162V160H55ZM69 159V157H68ZM94 159V158H93ZM93 159L88 160V162H82L81 166L82 169L84 170V175H85V183L84 185L88 184V189L91 192L90 195L95 194V192H97V189L100 188L99 186L100 184V180L101 177H97L99 178V180H94L91 177V172L92 168H97L96 164L92 162ZM103 159V158H102ZM175 159V158H174ZM182 159V158H181ZM198 159V158H197ZM201 158H199L197 161L192 162L189 166V168L187 169V172L191 169H197V167L200 165L201 163ZM226 159V158H225ZM16 160V159H15ZM22 160V159H21ZM40 162V158L38 159ZM73 160L68 161V164H65L66 166L64 167L65 170L64 172H66L67 174H71V172H73L72 167H74V163ZM77 160V159H76ZM86 160V159H84ZM83 160V161H84ZM108 160V161H109ZM142 160V158H141ZM144 160V158H143ZM146 160V161H147ZM177 160V159H176ZM175 160V161H176ZM13 161V159H12ZM38 161V163H39ZM104 161V159H103ZM102 161V162H103ZM107 161V160H106ZM116 161V160H115ZM116 161V163H117ZM145 161V160H144ZM169 159H167V163H168ZM191 161V159H190ZM75 162V160H74ZM78 162V161H77ZM81 162V161H80ZM98 162V161H96ZM101 162V161H100ZM100 162L98 164H100ZM180 162V160H179ZM258 162H260L258 165ZM7 163V162H6ZM63 163V162H62ZM67 163V162H65ZM115 163V164H116ZM145 163V162H143ZM147 165L149 162H146ZM145 163V164H146ZM154 163V162H153ZM157 162L155 161V164ZM161 163V162H160ZM172 163V162H171ZM190 163V162H189ZM9 164H11L9 162ZM15 164H17V162H15ZM14 164V165H15ZM64 164V163H63ZM103 164V163H101ZM100 164V165H101ZM105 164V163H104ZM103 166L106 167L105 164ZM114 164V165H115ZM174 164V163H173ZM204 164V163H203ZM8 165V164H7ZM6 165V166H7ZM32 161L31 160H27L26 162H20V164L18 163L17 167H16V174H21L24 177L22 178L23 180L25 178H28L30 173L29 171L32 170ZM43 165V164H42ZM77 165V163H76ZM113 165V164H112ZM117 165V164H116ZM125 165V164H123ZM129 164H127L126 168H128ZM152 165V164H150ZM229 165V164H228ZM78 166V165H77ZM76 166V167H77ZM102 166V165H101ZM122 166V164H121ZM137 166V165H136ZM141 166V165H140ZM75 167V168H76ZM100 167V166H99ZM124 167V166H122ZM134 167V166H133ZM132 167V168H133ZM139 167V166H138ZM137 167V168H138ZM145 167V166H142ZM151 167V166H150ZM149 167V168H150ZM1 168V165H0ZM5 168V167H4ZM10 168V167H9ZM34 168V167H33ZM73 168V169H75ZM110 168V167H109ZM108 168V169H109ZM115 168H117L115 166ZM125 168V167H124ZM7 169V168H6ZM14 169V168H13ZM81 169V168H80ZM102 168L97 169L98 171H101ZM112 169V168H110ZM121 169V168H119ZM148 169V168H147ZM145 169V170H147ZM257 169V170H258ZM36 170V169H34ZM33 170V171H34ZM59 170V169H58ZM96 170V171H97ZM105 170V169H104ZM128 170V169H127ZM140 170V169H139ZM3 171V170H2ZM5 171V170H4ZM11 171V170H9ZM13 171V170H12ZM119 175V172L121 170H117ZM131 171V168H129V172ZM141 171V170H140ZM244 171V170H243ZM7 172V171H6ZM35 172V171H34ZM33 172V173H34ZM41 172V171H40ZM60 172V171H58ZM62 172V170H61ZM82 172V171H81ZM109 172V171H108ZM114 172V171H113ZM129 172L127 174H129ZM142 172V171H141ZM144 172V170H143ZM142 172V173H143ZM146 172V171H145ZM186 172V173H187ZM32 173V172H31ZM98 173V172H97ZM106 173V172H105ZM117 172H115L113 175H115ZM122 173V171H121ZM124 173H125V169H124ZM125 173V174H126ZM147 173L150 174V172H146L145 175H147ZM245 173V172H244ZM3 174V172H2ZM13 174V172L11 173ZM36 174H38V172H36ZM35 174V175H36ZM95 174V173H94ZM111 174V172H110ZM8 175V174H7ZM10 175V174H9ZM34 175V177H36ZM41 175V174H40ZM55 175V174H54ZM65 175V173H64ZM84 175L82 176L84 178ZM93 175V173H92ZM104 175V173H103ZM112 175V177H114ZM123 176V174H121ZM120 175V176H121ZM132 175V174H131ZM140 175V174H139ZM143 176V174H141ZM224 175V174H223ZM1 176V174H0ZM15 176V175H12ZM46 176V175H45ZM44 176V177H45ZM67 175H65L66 177ZM70 176V175H69ZM149 176V175H148ZM147 176V177H148ZM220 176V175H219ZM232 176V175H231ZM230 176V177H231ZM17 177V176H15ZM15 177H12L15 178ZM22 177V176H21ZM38 177V176H37ZM68 177V176H67ZM107 177V176H106ZM119 177V176H117ZM128 177V176H127ZM146 177V176H145ZM150 177V176H149ZM9 178V177H8ZM20 178V177H19ZM69 178V177H68ZM104 178V177H103ZM116 178V177H115ZM144 178V177H143ZM219 178V177H218ZM221 178V177H220ZM219 178V179H220ZM228 178V176H227ZM17 179V178H16ZM21 179V180H22ZM30 179V178H29ZM48 179V178H47ZM55 179V176H54ZM59 179V178H58ZM93 179V180H91ZM111 179V178H110ZM114 179V178H113ZM112 179V180H113ZM146 179V178H145ZM231 179V178H230ZM229 179V180H230ZM234 179V180H233ZM15 180V179H14ZM26 180V179H25ZM32 180V177H31ZM42 180V179H41ZM50 180V178H49ZM53 180V178H52ZM83 180V179H81ZM104 180V179H103ZM109 180V179H108ZM178 180V179H177ZM228 180V179H227ZM226 180V182H227ZM258 180V179H257ZM6 181V180H4ZM28 181V180H27ZM48 181V180H47ZM57 181V179H56ZM63 181V180H62ZM67 181V180H66ZM105 181V180H104ZM103 181V183H104ZM144 181V180H142ZM141 181V183H142ZM224 181V178H223ZM222 181V182H223ZM231 181V180H230ZM259 181V180H258ZM24 182V181H22ZM28 182H32V181H28ZM27 182V183H28ZM34 182H35V178H34ZM54 182V181H53ZM107 182V181H106ZM110 182V181H109ZM112 182V181H111ZM115 183V185H121L119 186V188L121 187L122 190L125 191L124 195L127 196V198L132 202L130 203V208L134 207L136 204V196H134L133 194V189L132 187L128 184V179H123V177L121 178H116V180L113 181ZM139 182V181H137ZM219 182V181H218ZM225 182V181H224ZM261 182V181H259ZM258 182V183H259ZM1 183V182H0ZM25 183V182H24ZM26 183V184H27ZM37 183V182H36ZM36 183H33L36 185ZM49 183V182H48ZM61 183V182H60ZM67 183V182H66ZM102 183V182H101ZM231 183V182H230ZM62 184V183H61ZM108 184V183H107ZM132 184V183H131ZM226 184V183H225ZM262 187L259 186V188H261L260 190V197L258 199V202L256 204L253 203H249V205L251 206L248 207V209L250 208V210L252 209L253 213L249 215V218H247L248 220H246V223H248V225H246L245 223V230L247 232V235L250 234L251 232H249V228L251 226V224H253L252 222H254V220H259V225H260V230L258 229V232L262 238V244L259 248V260L260 264H264V182L262 183ZM7 185V184H6ZM23 185V183H22ZM51 184L49 183V186ZM60 185V184H59ZM65 185V184H64ZM67 185V184H66ZM105 185V184H104ZM133 185V184H132ZM24 186V185H23ZM22 186V187H23ZM28 187V184L26 185ZM25 186V187H26ZM83 186V184H82ZM134 186V185H133ZM139 187H141V185L138 184ZM227 186V185H226ZM51 187V186H50ZM85 187V186H84ZM84 187L82 189H84ZM107 187V186H106ZM110 187V186H109ZM115 187V186H114ZM145 187V186H144ZM31 188V187H30ZM34 188V187H33ZM41 188V187H40ZM45 188V187H44ZM58 190H59V186H57ZM112 188V187H111ZM258 188V189H259ZM23 189V188H22ZM54 189V186H53ZM63 189V188H62ZM80 189V187H79ZM82 189H80L82 191ZM108 189V188H107ZM116 189V188H115ZM21 190V189H20ZM26 190V189H25ZM181 190V189H179ZM49 191V190H47ZM46 191V192H47ZM118 191H121L118 190ZM183 191V189H182ZM44 192V191H43ZM64 192V191H63ZM86 192V191H85ZM117 192V191H116ZM122 192V191H121ZM185 192V191H184ZM259 192V191H258ZM45 193V192H44ZM78 193V191H77ZM87 193V192H86ZM175 193V192H174ZM177 193H179V191L177 190ZM183 194V192H181ZM256 194V193H255ZM87 195V194H86ZM132 195V197H130ZM81 196V195H80ZM85 196V194H84ZM181 196V194H180ZM207 196V195H206ZM213 196V195H212ZM211 196V198H212ZM21 197V196H20ZM43 197V196H42ZM79 197V196H78ZM83 197V196H82ZM87 197L90 199L91 197H89V195H87ZM204 197V196H203ZM240 197V196H239ZM24 198V197H22ZM29 198V197H28ZM31 198V197H30ZM37 198V197H36ZM44 198V197H43ZM49 200V197H47ZM162 198V197H161ZM211 198H206L208 199L207 202L209 201V199ZM214 198V197H213ZM216 198V197H215ZM26 199V198H25ZM40 199V198H39ZM37 199V201L39 200ZM42 199V198H41ZM82 199V198H81ZM84 199V198H83ZM87 199V198H85ZM88 199V200H89ZM92 199V198H91ZM165 199V198H164ZM180 199V198H179ZM205 199V200H206ZM45 200V199H43ZM123 200V199H122ZM140 200V199H139ZM203 200V199H202ZM213 202L215 201L214 199ZM250 200V199H249ZM40 201V200H39ZM51 201V200H50ZM49 201V202H50ZM86 201V200H85ZM129 201V202H130ZM204 201V200H203ZM202 201V202H203ZM24 202V201H23ZM44 202V201H42ZM147 202V201H146ZM145 202V203H146ZM168 202V201H167ZM170 202V201H169ZM187 202V201H186ZM198 202V201H197ZM206 202V205L208 204ZM128 203V202H127ZM184 203V202H183ZM37 204V202H36ZM44 204V203H43ZM129 204V203H128ZM167 204V203H166ZM200 204V203H199ZM198 204V205H199ZM210 204H212L210 202ZM27 205V204H25ZM38 205V204H37ZM41 205V204H40ZM45 205V204H44ZM153 205V204H152ZM151 205V206H152ZM186 205V204H183ZM196 205V203H195ZM202 205V204H200ZM204 205V204H203ZM213 205V204H212ZM216 205V204H215ZM128 206V205H126ZM145 206V205H144ZM143 206V207H144ZM150 206V205H149ZM150 206V207H151ZM162 206V205H161ZM13 207V206H12ZM15 207V206H14ZM30 206H28L29 208ZM33 207V205H32ZM37 207V206H36ZM47 207V206H46ZM140 207V206H138ZM20 208V207H19ZM23 209V207H21ZM27 208V209H28ZM40 208V207H39ZM57 208V207H56ZM142 208V207H141ZM147 208V206H146ZM197 208V207H196ZM25 209V208H24ZM43 209V208H42ZM129 209V206H128ZM134 209V208H132ZM199 209V208H198ZM202 209V208H201ZM208 209V208H207ZM9 210V209H8ZM30 210V209H29ZM58 210V209H56ZM139 210V208H138ZM147 211V213L149 212L147 209H144ZM155 210V209H154ZM206 210V209H205ZM31 212H36L39 218L38 222L39 224L37 225L38 227L41 228V235H43V237L48 236V239H52L55 240L57 237H64V234L61 232L63 230L64 227V223H62L59 220L55 221V218H53V216H55V212L54 210L50 211L49 213H46V210H38V209H32L30 210ZM118 211V210H117ZM120 211V210H119ZM134 211V210H133ZM132 211V212H133ZM156 211V210H155ZM200 211V210H199ZM207 211V210H206ZM7 212V211H6ZM10 214H21L20 210L14 209L12 211H8ZM24 212V211H23ZM28 212V211H27ZM95 212V211H94ZM93 212V214H94ZM98 212V211H97ZM121 212V211H120ZM135 212V211H134ZM57 213V212H56ZM9 214V215H10ZM34 214V213H33ZM58 214V213H57ZM96 214V213H95ZM94 214V215H95ZM145 214V213H144ZM144 214L141 216L143 217ZM152 214V213H149ZM203 214V213H202ZM22 215V214H21ZM29 215V214H28ZM27 215V216H28ZM83 215V214H82ZM90 215V214H89ZM87 215V216H89ZM122 215V214H121ZM147 215V214H145ZM153 215H154V211H153ZM199 215H201L199 217ZM8 216V215H7ZM32 216V215H31ZM35 216V214L33 215ZM96 216V215H95ZM113 216V215H112ZM132 216V215H131ZM150 216V215H149ZM9 218H11L10 216H8ZM152 217V216H151ZM150 217V218H151ZM8 218V220H9ZM22 218V216H21ZM28 218V217H27ZM32 218V217H31ZM37 218V217H36ZM85 218V217H84ZM88 218V217H87ZM86 218V219H87ZM147 218V217H146ZM149 218V217H148ZM228 218V217H227ZM5 219V218H4ZM35 219V217H34ZM33 219V220H34ZM58 219V218H57ZM93 219V218H92ZM12 220V219H11ZM54 220V221H53ZM90 220V219H89ZM94 220V219H93ZM185 220V219H183ZM225 220V219H224ZM29 221V219H28ZM27 219H23L17 228V234L15 235V245L13 248H15L16 253H15V257H17V259L19 260V264H24L23 260H30L31 259V250L30 247L29 249L26 247H22L20 245H22V240L25 239H31V233L26 231V232H21V229H26V230H30L31 227L33 226L32 224H30V222H28ZM83 221V219H82ZM88 221V220H87ZM96 221V220H95ZM148 221V220H147ZM9 222V221H8ZM190 222V221H189ZM31 223H34L31 222ZM37 223V222H36ZM86 223V222H85ZM143 224L144 227L141 229H138L139 224ZM146 223V222H145ZM176 223V222H175ZM83 224V222H82ZM94 224V223H92ZM138 224V226H137ZM90 225V223L88 224ZM99 225V224H98ZM194 225V224H193ZM35 226V225H34ZM83 226V225H81ZM225 226V225H224ZM10 225L7 224L3 230V243L5 244V242L7 243V241L9 240L8 237L10 236L9 232L10 229L9 228ZM110 227V226H109ZM148 227V224H147ZM146 227V228H147ZM37 228V227H36ZM67 228V227H66ZM70 228V227H69ZM73 228V227H72ZM252 228V227H251ZM258 228V227H257ZM83 230V228H81ZM111 229V228H110ZM120 229H122V226L120 227H113L111 230L107 231L108 237H114L115 235H117L118 232L121 233ZM214 229V228H213ZM38 230V229H37ZM40 230V229H39ZM70 229H67V232H71L69 231ZM72 230V229H71ZM86 230V229H85ZM107 230V229H106ZM243 230V229H242ZM244 230V231H245ZM252 230V229H251ZM34 231V230H33ZM74 231V230H73ZM168 231V230H167ZM166 231V232H167ZM15 232V233H16ZM32 232V231H31ZM39 232V231H38ZM82 232V231H80ZM126 232V231H125ZM45 235H44V234ZM66 233V232H65ZM105 233V232H104ZM33 234V233H32ZM39 234V233H37ZM78 234V233H77ZM106 234V235H107ZM254 235V233H252ZM251 234V236H252ZM35 238L38 239L39 235H35V232L33 234ZM71 235V234H69ZM68 235V236H69ZM215 236V235H214ZM257 236V235H256ZM77 237V236H76ZM117 237V236H116ZM125 237V236H124ZM128 237V238H129ZM157 237V236H156ZM247 237V236H246ZM245 237V238H246ZM34 238V239H35ZM42 238V237H40ZM127 238V239H128ZM14 239V238H13ZM47 239V240H48ZM66 239V237H65ZM71 239V238H70ZM176 239V238H175ZM249 239V238H248ZM256 239V238H255ZM76 240V239H75ZM216 240V239H215ZM247 240V238H246ZM31 241V240H30ZM29 241V242H30ZM36 241V239H35ZM62 241V240H60ZM70 241V240H69ZM113 241V239H112ZM174 241V240H173ZM206 241V240H205ZM218 241V240H217ZM37 242V241H36ZM52 242V241H50ZM55 242V241H54ZM57 242V241H56ZM67 242V241H66ZM154 242V241H153ZM171 242V241H170ZM168 242V243H170ZM2 243V244H3ZM24 243V242H23ZM26 243V242H25ZM24 243V245H25ZM42 243V242H40ZM65 243V242H63ZM69 243V242H68ZM73 243V242H71ZM79 243V242H77ZM81 243V242H80ZM112 243V242H111ZM201 243V242H200ZM84 244V243H83ZM82 244V246H83ZM89 244V243H88ZM152 244V243H151ZM155 244V243H154ZM153 244V245H154ZM171 244V243H170ZM206 244V243H205ZM249 244V243H248ZM9 245V244H8ZM58 245V244H57ZM56 245V246H57ZM72 245V244H71ZM87 245V244H86ZM90 245V244H89ZM167 245V244H166ZM6 246V245H5ZM10 246V245H9ZM20 246V247H19ZM34 246V245H32ZM81 246V245H80ZM78 246V247H80ZM93 246V245H92ZM95 246V244H94ZM93 246V247H94ZM97 246V245H96ZM103 246V245H102ZM205 246V245H203ZM203 246L201 245H197L196 247H194V251L189 255V264H194L196 262V260H198L199 258H202L205 253H206V249L207 248H203ZM246 246V245H245ZM54 247V246H53ZM66 247V246H65ZM77 247V251L78 248ZM92 247V248H93ZM113 247V246H112ZM150 247V246H149ZM165 247V246H164ZM168 247V245H167ZM247 247V246H246ZM250 247H253L250 246ZM67 248V247H66ZM71 248H74L71 246ZM81 248V247H80ZM91 248V246H90ZM38 249V248H37ZM64 249V248H63ZM82 249V248H81ZM85 249H89V246H85ZM126 247H125V252H126ZM256 249V246L253 247V250ZM59 250V249H58ZM66 251L68 249H65ZM64 250V252H65ZM71 250V249H70ZM69 250V251H70ZM92 250V249H91ZM90 250V251H91ZM114 250V248H113ZM39 251V250H38ZM61 251V250H60ZM72 251V250H71ZM86 251V250H85ZM89 251V250H87ZM93 251V250H92ZM57 252V251H56ZM63 252V251H62ZM61 252V253H62ZM74 252V251H72ZM71 252V253H72ZM81 252V251H80ZM124 252V251H123ZM124 252V253H125ZM68 253V252H67ZM75 253V252H74ZM81 253H85V252H81ZM81 253H79V256L81 257ZM87 253V252H86ZM126 253V254H127ZM170 253V252H169ZM231 253V252H230ZM258 253V252H257ZM43 254V253H42ZM60 254V252H59ZM63 254V253H62ZM62 254L60 256V258H62ZM65 254V253H64ZM240 254V253H239ZM254 254V253H253ZM57 255V254H56ZM66 255V254H65ZM68 255V254H67ZM71 255V254H70ZM76 255H78L76 253ZM87 258L85 259L83 256L84 261H81L84 264H94L95 262V258H93L90 254H87ZM235 255V254H234ZM35 256V255H34ZM247 256V255H246ZM250 259H247L248 261H243V258L245 256H241V258H236L233 257L232 258V264H238L239 261H241V263H245V264H255V256L252 257L251 255ZM55 257V256H54ZM67 257V256H66ZM78 257V256H76ZM81 257V258H82ZM131 257V258H130ZM155 257V255H154ZM156 257H159L156 255ZM59 257H56V259H58ZM59 258V259H60ZM4 259V258H3ZM55 259V258H53ZM69 259L71 260V258L68 259L65 258V260ZM79 259V258H77ZM122 259V258H121ZM158 259V258H157ZM5 260V259H4ZM3 260V261H4ZM13 260V259H12ZM63 260V258H62ZM73 260V259H72ZM81 260V259H79ZM109 260V259H108ZM114 260V259H113ZM119 260V259H118ZM245 260V258H244ZM258 260V259H257ZM16 261V259H15ZM48 261V260H47ZM54 261V260H53ZM60 261V260H59ZM173 261V260H172ZM243 261V262H242ZM21 262V263H20ZM80 262V261H79ZM77 262V263H79ZM112 262V261H111ZM117 262V259H116ZM121 262V261H120ZM170 262V261H169ZM16 263V262H15ZM29 263V262H28ZM66 263V262H65ZM72 263V262H71ZM74 263V262H73ZM76 263V264H77ZM96 263V262H95ZM123 263V262H121ZM120 263V264H121ZM133 263V262H132ZM150 263V262H149ZM231 261L228 263L230 264ZM18 264V263H17ZM30 264V263H29ZM32 264V263H31ZM69 264V263H68ZM75 264V263H74ZM80 264V263H79ZM109 264V263H108ZM124 264V263H123ZM134 264H146L143 262H134ZM240 264V263H239Z\"/></svg>", "mask_w": 264, "mask_h": 264}]
</instances>
